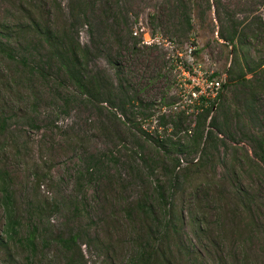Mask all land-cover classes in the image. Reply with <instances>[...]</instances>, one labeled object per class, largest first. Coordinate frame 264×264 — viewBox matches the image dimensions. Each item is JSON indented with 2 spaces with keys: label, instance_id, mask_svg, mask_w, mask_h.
<instances>
[{
  "label": "rangeland",
  "instance_id": "1",
  "mask_svg": "<svg viewBox=\"0 0 264 264\" xmlns=\"http://www.w3.org/2000/svg\"><path fill=\"white\" fill-rule=\"evenodd\" d=\"M29 1L56 32L68 26L76 3ZM87 1L96 20L107 4L109 21L97 28L88 16L89 27L82 24L73 37L90 48L89 69L96 65L110 78L122 72L141 99L154 102L152 118L136 120L152 136L190 141L193 89L211 73L223 80L234 66L232 47L220 38L225 23L237 24L245 44L241 66L264 60V0ZM25 2L0 0V41L2 32L11 40L7 51L0 48V264H139L137 254L150 249L146 229L161 223L172 236L155 249L174 264L227 256L228 264H264V167L248 135L264 132V94L253 112H243L237 94L233 108L246 121L232 127L231 138L219 136L218 148L163 157L135 128L112 125L106 112L99 117L61 73L39 70L44 49L27 47L28 37L16 31L26 23ZM181 5L191 11L192 31L175 37ZM161 115L166 128L158 123ZM178 115L182 125L172 134ZM239 187L247 200L236 195ZM2 188L11 197L15 233L7 231ZM138 204L150 208L147 221ZM69 238H75L72 250L61 243Z\"/></svg>",
  "mask_w": 264,
  "mask_h": 264
},
{
  "label": "trees",
  "instance_id": "2",
  "mask_svg": "<svg viewBox=\"0 0 264 264\" xmlns=\"http://www.w3.org/2000/svg\"><path fill=\"white\" fill-rule=\"evenodd\" d=\"M179 1L182 3L181 0ZM20 6L26 23L21 24L16 31L24 39L28 37L27 47L31 45L34 50L44 49L39 70L44 73L43 69H46L47 72L50 69H54L56 74L61 73L69 86L80 97L84 98L92 109L99 113V117H101L103 112H106L108 122L112 125L114 123H120L124 126L135 128L150 143L154 151L163 157H167L172 153L182 154L188 149L189 153L200 151L203 154L209 148L215 149L217 143H222L219 136L231 138L230 131L232 127L238 125L240 119L243 122L246 121V115L240 118L237 112L234 111V98H239V95H241L243 112L250 110V112H253L252 109L258 102L257 98L264 94V60L260 61L254 68H251L249 65L241 66L237 58L240 50L245 48V44L242 37H240L237 24L235 22L225 24L222 22L225 27H221L220 38L232 47L234 66L226 71L225 83L214 98L199 95L194 100L195 105H193L194 113L192 116L194 115L195 121L193 133L190 135V141H188V144L183 145L179 141L172 142L170 138H161L157 135L152 136L151 134L145 133L141 129V125L136 123V120L138 118H142L143 120L151 119L153 116L152 107L154 102H147V100L141 99L132 89L130 81L127 78H121L122 72L116 71L115 78H110L104 70L98 68L96 65H94L95 69H89L91 61L90 48L82 46L78 39L73 37V34L78 33L75 30L82 24L89 27L88 23L90 21L85 20L88 16L89 19L96 20L87 0H76V3L70 6L69 24L61 32H56L45 25L44 21L41 20V11L36 8L38 5H33L27 0L24 5ZM105 10V15L96 20L97 28L106 25L109 21V7L107 4H105ZM176 10H179L178 22L176 25H173V30L175 31V37H182L192 31L191 11L187 10L184 5H181L180 9L176 8ZM113 18L114 15L112 16ZM2 35L3 38L0 41V48L1 52H4V50L7 51V45H10L11 40H8L10 37L5 35V32H2ZM128 35L131 36L130 31H128ZM31 37L32 41L30 40ZM114 39L120 44V40L116 39L115 36ZM135 46L136 42H133L131 50L135 51ZM200 53L201 49H196L192 52L196 58H198ZM107 63L109 66L117 69L115 60L107 59ZM212 78H219V75L217 73H211L208 79L210 80ZM258 78L261 79L259 80ZM195 91H198V88ZM182 118L183 116L178 115L175 120H171L172 134L181 128ZM158 123L162 128H166L169 125L164 115L158 118ZM206 129L208 130L206 131ZM110 134L115 136L113 130ZM248 135L250 137L249 141L252 146L253 155L258 163L264 167V132L256 134L248 132ZM218 145L216 148H218ZM202 158L204 159L203 155ZM178 165L179 163L176 160L174 168ZM2 189L4 191V203L7 215V231L15 233V221L11 212V197L5 188ZM235 191L238 197H245L247 200V191L244 188L239 187ZM159 196L162 197L161 194ZM137 208L141 211V217L147 221L146 215L149 214L148 211H150V208L146 204H138ZM243 212L245 215H249L250 213L246 206H244ZM201 224L198 219H195V229L199 234L204 232L200 226ZM163 226L165 227L163 228ZM157 230H161L159 235L154 232ZM171 231L168 224L165 225L162 223L155 230L147 228L146 237L150 242V249L141 250L137 254V262L139 264H174L166 256L165 252L155 249L156 246L159 247L158 243L168 241L170 236H172ZM61 243L67 250H72L75 238H69ZM215 245L217 246V243ZM227 259H229L228 256L217 257L209 261L208 264L213 263L215 260L217 261L214 264H223L222 261L228 264ZM204 264H207V262Z\"/></svg>",
  "mask_w": 264,
  "mask_h": 264
},
{
  "label": "built area",
  "instance_id": "3",
  "mask_svg": "<svg viewBox=\"0 0 264 264\" xmlns=\"http://www.w3.org/2000/svg\"><path fill=\"white\" fill-rule=\"evenodd\" d=\"M225 82V78L223 80H217L216 78L208 79L204 82L203 87H196L198 88V91H195L193 89V92L191 93L193 96V99H196L199 95H204L206 97L214 98L217 93L220 91L222 84ZM188 134H192V132L189 130Z\"/></svg>",
  "mask_w": 264,
  "mask_h": 264
},
{
  "label": "clouds",
  "instance_id": "4",
  "mask_svg": "<svg viewBox=\"0 0 264 264\" xmlns=\"http://www.w3.org/2000/svg\"><path fill=\"white\" fill-rule=\"evenodd\" d=\"M225 80H226V78H225ZM224 83H225V82H224ZM224 83H223V84H224ZM223 84H222V85H223ZM221 88H222V87H221ZM220 90H221V89H220Z\"/></svg>",
  "mask_w": 264,
  "mask_h": 264
}]
</instances>
